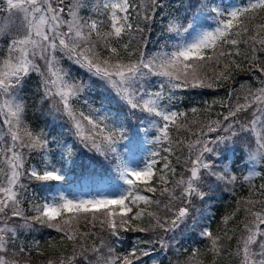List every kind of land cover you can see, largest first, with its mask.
Segmentation results:
<instances>
[{
	"label": "snow or ice",
	"instance_id": "obj_1",
	"mask_svg": "<svg viewBox=\"0 0 264 264\" xmlns=\"http://www.w3.org/2000/svg\"><path fill=\"white\" fill-rule=\"evenodd\" d=\"M5 5L0 7V12L6 13L0 17V36L8 37L6 52L0 57V128L4 129L8 143L0 144V163L6 166L0 167V264H16L5 258L10 238L16 237L17 228L30 229L34 224L55 229L69 241H76L78 229L74 225L82 216L91 214L93 220H99L102 232L119 239L121 230L131 228L130 219H139L145 214L141 209L130 216L133 211L130 205L143 201L145 205L159 207V199L152 200L137 191L143 186L147 192L155 193L157 188L152 183L157 175L158 183L165 185L160 195L168 197L164 210L172 213L173 218L153 212L147 215L154 221L153 231L172 232L188 217L191 199L206 198V192L201 189L205 176L229 183L236 180L227 170L222 173L213 170L215 158L223 159L228 151L242 150L237 147L240 141L249 163L264 162V80L259 88L247 86L244 102L230 107L223 120H209L199 125L193 133L195 140L184 145L188 152L183 161L185 171L172 189L166 186L168 173L175 175L176 171L170 162L164 163L160 170L163 174H158V151L150 152L146 158L137 157L133 151L137 142L141 145L167 142L168 147L163 151L171 154L183 143L178 141L174 146L169 132L170 127L177 130L182 127L178 118L185 113L163 104L165 99H171V95L166 96L165 88L212 87L204 70L213 60L219 63L221 57L238 55L237 46L241 42L250 46L252 63L258 54L264 53V23L249 27L259 11L264 10V0H247L242 5L225 4L223 0H187L183 18L173 16L166 26V32L174 36L169 37L172 42L163 48L170 47L171 51L161 50L150 55L141 51L138 59H132L131 52L122 56L118 45L133 30L134 11L139 17L143 10L144 20L153 18L147 15L145 5H136L132 0H95L88 16L80 15L81 9L88 6L85 0H0V6ZM151 7L155 12L163 5L159 0H151ZM181 19L186 23H181ZM226 45H231L233 51H225ZM123 48L127 51L128 45ZM209 50L211 55H207ZM73 68L82 75H74ZM224 68L227 70L229 65L225 64ZM259 71L264 74V67H259ZM32 73L40 76L43 99L53 101L50 110L68 121L73 136L84 149L98 153L107 162L108 171L114 173L113 179L118 182L119 194L98 193L86 198H69L62 191L52 194L46 182H61L65 176L63 167L57 168L49 158L50 142L43 131L33 132L25 119L26 104L21 92ZM226 78L224 72L215 74L216 80ZM153 80L159 81V91L151 90ZM97 85L116 99V109L104 104L92 107L89 99L96 94ZM245 87L241 85L242 89ZM84 105L87 111L83 110ZM249 112L250 120L239 118ZM130 118L137 123H130ZM152 130H155L154 136ZM141 134L143 140H140ZM66 151L73 155L71 147ZM34 153H43V168L26 167ZM163 159L168 161L167 156ZM22 178L29 184L22 183ZM33 181L39 182L38 187L47 190V195L31 204L34 215L28 217L22 208V197ZM177 189L179 196L175 195ZM178 201L184 206L177 207ZM244 203L246 219L237 237L234 255L239 264H264V201H259L262 207L258 210H253L256 201ZM13 217L24 223L12 225ZM87 235L96 234H79V239L83 241ZM200 235L212 239L213 249H217L219 238H212L210 230L205 228ZM160 244L168 246L163 237ZM104 248L109 253L107 257L101 254ZM88 251L97 254V264H139L135 248L124 255L115 254L103 239L98 246L83 249L80 255ZM76 255L74 251L67 258L61 257L59 264H79ZM48 264L53 262L49 260Z\"/></svg>",
	"mask_w": 264,
	"mask_h": 264
},
{
	"label": "trees",
	"instance_id": "obj_2",
	"mask_svg": "<svg viewBox=\"0 0 264 264\" xmlns=\"http://www.w3.org/2000/svg\"><path fill=\"white\" fill-rule=\"evenodd\" d=\"M231 0H224L226 3ZM247 1V0H241ZM87 5H92L95 0H85ZM136 5H145L147 15L153 18L149 20L143 19V10L141 16L137 17L133 12V30L125 34L118 45L122 56H127L128 52L133 53L132 59H138L141 51L158 52L162 49V45L167 41L170 33L164 29V18L170 15L172 18L184 16V5L187 0H159L163 7H158L153 12L151 0H132ZM89 6L82 8L81 16H88ZM91 7V6H90ZM176 13V14H175ZM2 12H0V15ZM190 14V13H189ZM264 23V10L259 11L255 20L251 21L249 27H254L256 24ZM8 37L0 36V56L6 52ZM123 45H128L127 51ZM239 54L224 56L220 58V62L211 61L204 70V75L209 78L212 87H181L174 89L172 101L176 108L185 113L183 117L178 118V124L182 127L177 130L175 127H170L169 136L174 146L177 142H183L180 146L175 147V151L171 154L164 152L163 148L168 147L167 142L159 145L157 151L160 155L157 157L158 163L156 171L158 174L163 169L166 162H170L171 166L176 169L175 175L168 173L169 183L166 185L172 189L176 180L180 179L184 174L185 166L183 161L188 156L187 148L184 146L190 140L195 139L196 129L201 123H207L209 120H222V116L227 114L230 107H234L237 102L243 103V96L247 91V86L252 89L261 87V81L264 80V74L259 71V67H264V53L257 56L255 63H252V55L250 46L243 42L238 44ZM225 51H233L231 45H226ZM107 53H103L106 55ZM211 50L207 55H211ZM234 62V63H233ZM228 64L229 68L225 70L224 65ZM257 65L259 67H257ZM67 67V64H66ZM74 75H82L73 68ZM224 72L226 79L216 80L215 74ZM41 80L38 74L32 73L24 82L21 96L26 104L25 119L29 123L33 132H44L47 139L50 140V146L53 150L55 147L51 145L50 136L53 138H69L71 140V161L68 164V170L76 180H84L90 185L95 182L109 177L113 179L114 173H110L107 168V162L98 153L90 152L88 149L78 147L76 139L69 132L64 133V128L69 124L64 118L54 116L51 118L47 114L50 110L41 102L43 90L41 88ZM245 85V88H241ZM152 86V85H150ZM96 94L91 96L90 100L96 104H104L105 106L116 109L117 101L115 98L108 96L103 88L99 85L95 88ZM239 98V99H238ZM78 107V106H77ZM192 109H196L195 112ZM241 117V115H240ZM239 117V118H240ZM131 119V118H130ZM132 120V119H131ZM2 129V128H0ZM70 129V128H69ZM66 135V136H65ZM64 137V138H63ZM7 143V142H6ZM75 143V146L73 144ZM231 147V145H229ZM237 147L240 151H228L224 154V158H215L216 167L213 169L216 172H224L228 167L236 177L232 183L218 180L214 176H205L201 183V189L206 192L207 196L203 200L199 197L191 199L190 208L194 210V217H187L180 225L172 232L165 233L163 230L151 229V224L154 221L147 215V212H153L161 217L167 216L168 219L173 218L172 213H167L164 210V204L168 203L167 195L161 197L160 190L165 187L158 183L159 175L154 177L152 186L157 188L155 193L147 192L141 186L137 191L141 195H146L152 200H160V205H145L143 201L138 205H130L134 216L135 212L141 209L145 210V214L139 219H130L131 228L127 231L121 230L120 238L110 236L107 231H101L99 220H93L91 214L86 218L81 217L78 223L74 225L78 229V238L76 241H69L63 233L55 229L47 228L39 224H34L32 228H17V235L14 239L10 238L7 253L5 255L13 257L15 251L20 254H26L34 264H44L45 261L53 260L59 264L61 257L67 258L77 253L76 260L79 264H97V254L91 251L80 255L83 249H91L94 245H99L103 239L108 247L114 249L115 254H127L129 249H136V255L139 257V264H239L234 253L237 247V237L243 227V222L246 219L245 201L251 200L257 203L253 206V210H258L262 207L259 201H264V162L256 164L255 172L260 175L246 176L245 179L243 167L246 165V150L244 144L237 142ZM82 149V151H81ZM26 151V150H25ZM167 156L168 161L163 157ZM79 159L77 163L76 159ZM179 158V163L177 162ZM42 153H34L28 160L26 167L31 165L42 168L40 162ZM241 168V170L239 169ZM73 178V179H74ZM22 183L29 184L26 178H22ZM39 182H31L26 195L22 197V208L25 216H32L31 204L40 202L41 198L46 194L47 190H42L38 187ZM49 188L51 182H46ZM175 195H180V190L175 191ZM177 207L183 206L182 201L176 202ZM10 215V212H9ZM196 215V216H195ZM205 216H209L207 220ZM12 225L23 224L24 221L18 217H13L10 221ZM212 233V238H219L217 241V249H213L212 239L200 235L204 226ZM148 229L147 231H138L135 229ZM95 233L96 235H87L84 240L79 239V234ZM163 237L167 247H161L160 238ZM232 237V239H228ZM164 252L163 259L151 258L153 252ZM195 252V255L193 253ZM148 253V255H142ZM107 257L109 255L107 248H104L101 253ZM36 260V261H35Z\"/></svg>",
	"mask_w": 264,
	"mask_h": 264
},
{
	"label": "rangeland",
	"instance_id": "obj_3",
	"mask_svg": "<svg viewBox=\"0 0 264 264\" xmlns=\"http://www.w3.org/2000/svg\"><path fill=\"white\" fill-rule=\"evenodd\" d=\"M218 2H219V0H218ZM223 2H224V0H223ZM246 2L247 1L231 0V1H227L226 3L224 2V3L225 4L234 3L236 5H242V4L246 3ZM88 6H89L88 9L90 11L89 13H91V7H90L91 5H88ZM0 7H6V5L5 6H0ZM4 15H6V13L2 12L0 17H2ZM170 19H172V17L170 15H166V18H164V22L163 23H164V29L165 30H166V26H167V24H168ZM180 22L181 23H186V21L183 20V19H181ZM168 36L172 37V36H174V34L170 33ZM169 37L166 38L167 41L164 43V45L166 43L170 44L172 42L169 39ZM161 50L171 51V48L169 47V48L165 49V48H163V45H162V49ZM146 53H148L150 55V54H152L154 52L153 51H148ZM0 57H3V56H0ZM38 62L42 63L40 61H38ZM64 66L66 67V64ZM38 82H39V75H38ZM151 85L155 86L153 89H151L152 91H159L160 90L159 81L158 80H153ZM164 91H165L166 96L167 95H171V99L170 100L169 99H165L163 101V104L167 105L173 111L182 112V111H180L179 108H176L175 103H173V101H172V94L175 91L173 89H169V88H165ZM41 102L45 106H48L47 107L48 109L51 107V105L53 103V101L51 99H43V97L41 98ZM89 103L92 105L93 108H99L100 107V105L95 104L90 99H89ZM81 104H83V101L81 102ZM83 110L87 111V105H84ZM47 114H49L51 116V118L54 117V116H60V118H63L61 115H57L54 111H51V110ZM225 115L222 116V120H223ZM122 116H123V113H122ZM240 119L241 120H250L251 119V113L250 112L246 113V114L242 113ZM65 122L68 123V121H65ZM130 123H137V121H135L134 119H132V120L130 119ZM133 131H135V129H133ZM3 132H4V129H0V144H7L8 143V138L3 135ZM64 132H66V131H64ZM67 132H69L70 135H73L72 131L70 129ZM152 135L153 136L155 135V130H152ZM212 135L215 136L216 134L214 133ZM51 138L53 139V146L55 147V150L47 151L48 155H49V158L52 160V162L55 164V166L57 168L63 167V174L65 176V180L64 181L51 182L50 190H51L53 195H55L57 192H61V191L65 195L69 196V198L82 197V196L86 198L87 196L96 195L98 193L99 194H111V193L119 194L120 189L117 187V183L118 182L117 181H112L109 178H106V179H103L101 181H98V182H96L95 185H89L84 180L79 181V182H77L75 179L73 180L75 175L72 176L71 173L68 171V167H67V165H68V163L70 161V157L68 156V152L66 151L70 147L69 142L68 141H64L62 138H61V140L59 138H55V139L53 137H51ZM149 138H151V137H149ZM143 139H144V136H143V134H141L140 140H143ZM193 140H195V139H193ZM76 142H77L78 147L80 146L81 148H83V146L79 144L78 140H76ZM157 148H158V145H149V144H146V143L141 145L138 142L136 148H134L133 151L136 153L137 157L146 158L150 152L157 151ZM123 151H127V149H123ZM42 155H43V153H42ZM62 156H63V162L61 163ZM246 159H247V157H246ZM245 161H246V165L242 169L245 172V174H243V177L250 176V173L255 172V167H256V164L249 163L247 160H245ZM41 164H42V166H44L42 161H41ZM0 167H6V166L3 165L2 163H0ZM239 169L241 170V168H239ZM225 170H227L229 175L235 176L234 173L228 169V167H226L224 169V171ZM46 194H47V192H46ZM182 205L184 206L183 202H182ZM190 206L191 205L189 204L188 205V207H189V215H188L189 219L194 217V214H195L194 210L196 209L194 207L193 210H192L190 208ZM128 250H131V249H129V247H128ZM153 255L157 256V254H153ZM9 256L10 255H9V252H8V256L5 255V258L10 260V261L14 260L16 262V264H34L35 263L26 254L22 255V254H20V253H18L16 251H15V254L13 255V257H9ZM52 262H53V264H56L55 261L52 260ZM44 264H48V261H45Z\"/></svg>",
	"mask_w": 264,
	"mask_h": 264
}]
</instances>
